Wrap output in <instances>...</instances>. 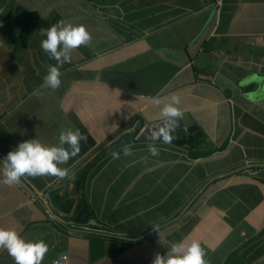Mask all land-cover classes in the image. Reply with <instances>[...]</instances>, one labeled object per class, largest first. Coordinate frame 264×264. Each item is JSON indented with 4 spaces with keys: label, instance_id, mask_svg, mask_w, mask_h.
Masks as SVG:
<instances>
[{
    "label": "crops",
    "instance_id": "obj_1",
    "mask_svg": "<svg viewBox=\"0 0 264 264\" xmlns=\"http://www.w3.org/2000/svg\"><path fill=\"white\" fill-rule=\"evenodd\" d=\"M60 20L92 39L53 91L40 30ZM261 84L264 0H0V161L31 139L61 146L64 129L87 137L64 177L0 172V229L43 240L42 264H152L166 241L199 242L206 264H264V168L249 169L264 165V99L245 98ZM172 95L184 145L151 156L152 98ZM133 134L134 155L113 159ZM0 264H14L3 248Z\"/></svg>",
    "mask_w": 264,
    "mask_h": 264
},
{
    "label": "clouds",
    "instance_id": "obj_2",
    "mask_svg": "<svg viewBox=\"0 0 264 264\" xmlns=\"http://www.w3.org/2000/svg\"><path fill=\"white\" fill-rule=\"evenodd\" d=\"M40 35L43 37L42 50L50 59L56 61L55 65L47 67L41 87L55 91L61 85L60 68L71 62L73 50L89 44L92 37L83 25H73L63 20L40 30ZM253 81H258L256 75L245 77L239 81V87L245 88ZM245 98L252 102L264 99V84L255 91L245 93ZM152 101L160 109L159 117L163 124L150 131V140L153 143L148 144L147 150L151 156H158L160 148L154 142L170 144L175 138L172 133L182 117L178 107L181 100L179 96L172 95L162 107L160 99L152 98ZM86 140L87 137L79 129L68 128L59 134L58 143L61 146H45L37 139L20 142L0 161L2 183L19 184L25 176L64 177L67 169L60 166L76 156L80 151L81 141ZM121 154L124 157L133 156L131 144L123 145L120 152L113 151L111 155L113 159H119ZM166 243L169 244L167 252L163 256L157 253L152 264H206L205 251L199 242L193 241L187 246L183 241ZM0 248L7 251L14 264H42L48 252V245L43 240L26 241L16 231L5 229H0Z\"/></svg>",
    "mask_w": 264,
    "mask_h": 264
},
{
    "label": "water",
    "instance_id": "obj_3",
    "mask_svg": "<svg viewBox=\"0 0 264 264\" xmlns=\"http://www.w3.org/2000/svg\"><path fill=\"white\" fill-rule=\"evenodd\" d=\"M179 121H180V123H181V122H183V119H180ZM190 122H192V121H190ZM162 124H163V123H162ZM162 124L157 125L156 127H154V128L151 129V130L157 129L159 126H162ZM191 126H193V123H192ZM151 130H150V131H151ZM150 131H145L144 135H142L141 138L150 137ZM251 168H264V165H252L251 167H249V169H251ZM241 170H242V169H241ZM232 174H234V173H232ZM230 175H231V174H230ZM20 183L22 184V186L25 187V185H24L22 182H20ZM30 193H31V191H30Z\"/></svg>",
    "mask_w": 264,
    "mask_h": 264
},
{
    "label": "trees",
    "instance_id": "obj_4",
    "mask_svg": "<svg viewBox=\"0 0 264 264\" xmlns=\"http://www.w3.org/2000/svg\"><path fill=\"white\" fill-rule=\"evenodd\" d=\"M137 136V135H136ZM134 138H135V134H133L132 136H131V141L130 140H128V141H126V142H123V140H121L120 142H122V143H124V144H121V147L123 146V145H125V144H130V143H132V142H134ZM132 139H133V141H132ZM172 142H174V143H176L177 145H184V141H172ZM118 146H116V149H118L117 148ZM116 151V150H115Z\"/></svg>",
    "mask_w": 264,
    "mask_h": 264
},
{
    "label": "built area",
    "instance_id": "obj_5",
    "mask_svg": "<svg viewBox=\"0 0 264 264\" xmlns=\"http://www.w3.org/2000/svg\"><path fill=\"white\" fill-rule=\"evenodd\" d=\"M67 256L61 255L56 260H54L51 264H67Z\"/></svg>",
    "mask_w": 264,
    "mask_h": 264
}]
</instances>
